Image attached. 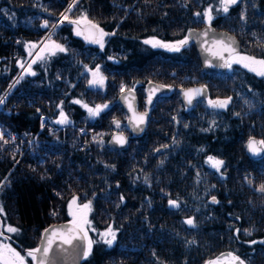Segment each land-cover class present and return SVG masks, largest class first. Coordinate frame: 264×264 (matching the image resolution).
<instances>
[{
  "label": "trees",
  "instance_id": "trees-1",
  "mask_svg": "<svg viewBox=\"0 0 264 264\" xmlns=\"http://www.w3.org/2000/svg\"><path fill=\"white\" fill-rule=\"evenodd\" d=\"M210 1L0 0V97L21 71L20 64H26L18 87L0 110L3 128L10 130L9 133H27L44 141L54 139L56 134L66 142L62 145L64 149L54 154L57 157L62 154L63 162L80 178L77 181L82 183V189L87 184L96 226L112 227L116 231L113 246L97 241L81 264H209L232 256L240 257L244 264H264V213L252 208H259L261 199L247 187L242 176L245 169L264 161V156L251 159L246 149L250 137L264 140V76L233 63L224 73L203 71L187 33L190 28L203 26L196 22L199 17L196 13L203 16ZM119 3L134 6L128 10L119 7ZM73 4L74 17L86 16L109 33L103 48L86 43L75 33L74 24L61 22ZM258 6L261 9L252 13L255 21L252 29L257 33L264 30V0H258ZM238 14L239 6L227 13L222 11L213 17L211 24L229 31V17ZM45 22L48 27L43 26ZM43 38L46 40L41 48L45 44L51 47L50 42L54 41L65 51L56 50L52 55L43 50L44 59L31 65L36 73L31 75L26 68L36 55L31 57L30 46ZM186 38L187 46H179V51L145 43L158 39L176 46ZM259 55L264 60V53ZM194 64L197 76L208 81L205 85L209 97L187 109L175 86L174 74H184ZM97 68L114 81L151 75L152 80L171 89L149 109L143 133L135 137L130 131L125 132L129 136L128 146L123 150L111 148L113 155L108 161L96 155L91 146L75 142L80 138L78 127L87 123V112L73 101L86 100L84 86L91 78L90 71ZM141 82L136 90L138 108L146 111L147 82ZM118 95H112L110 108L89 126L94 127L109 114L127 116ZM223 100H229L227 110L209 103ZM61 109L77 128L56 123ZM199 114L224 124L200 133ZM176 119L180 124L176 125ZM174 137L179 145L157 167L163 157H157L155 150L168 146ZM73 142L79 144L78 149L71 146ZM14 147L0 146V231L6 226L17 228L15 233H4L10 237L6 242L26 256L28 250L39 247L45 230L72 220L63 196L66 177L51 161H46L51 167L45 173L29 168L34 163L23 155L27 152L25 145H21V151ZM131 152L137 156L131 159ZM209 156L224 161L219 171L210 165ZM140 168H150L148 182ZM197 171L207 175L209 172L210 181L217 186L210 196L207 194L209 199L203 209L196 207ZM214 194L218 203L211 201ZM170 200L177 201L179 207L170 206ZM248 212H253V222L248 220ZM188 218L194 219L195 227L184 223ZM132 247L136 249L131 250ZM223 252L231 256L219 258ZM26 259L28 264H35L30 257Z\"/></svg>",
  "mask_w": 264,
  "mask_h": 264
},
{
  "label": "rangeland",
  "instance_id": "rangeland-1",
  "mask_svg": "<svg viewBox=\"0 0 264 264\" xmlns=\"http://www.w3.org/2000/svg\"><path fill=\"white\" fill-rule=\"evenodd\" d=\"M72 1H75V0H72ZM118 6L125 7L126 9L131 10L133 9L134 5L123 6L122 3H119ZM209 8L213 10L212 17L222 13V10H220V1H217V0L210 1L208 3L207 10ZM260 9L261 7L258 6V0H242L241 4L239 5V14L235 16V18L229 17V31H231L234 34H237L238 38H240L242 41V48H245V52H241L231 58L232 63L235 66L243 67L249 70V68L244 67L243 63L235 62L237 56H248V57H254L257 60H263L262 58H260L261 56L259 55V53H264V30L262 29L261 32L257 33L253 31L252 29L255 23V21L253 20L252 13L253 11L255 10L257 11ZM71 12H72V9L70 12L67 13L69 16V19H72L71 17L76 18L74 17L73 14H71ZM79 18H76V19H79ZM87 21H91L92 23L99 25L98 23H96L95 21L91 19L87 18ZM87 21L82 22L79 25V30L81 31L80 37H82L86 43L88 42L85 40L83 36L82 29H83V26L87 24ZM65 22L69 23L68 20H66ZM196 22L199 24L202 23L203 25H205L206 23H211L208 21L207 17L204 15L196 17ZM99 27L102 28L100 25ZM74 31L75 33H77V25L75 24H74ZM107 36L103 37V44ZM48 39H52V38H48ZM45 40L46 38L45 39L43 38L41 41H39L36 44L37 47L33 48L31 57H34L35 55L37 56L38 54L43 53L42 50L44 47L43 48L41 47ZM149 41H154V42L158 41L161 44H165V43H162L158 39H151ZM150 44L153 45L152 43ZM95 45H99V44L96 43ZM181 46L184 47V46H187V44H184ZM156 47L164 48L159 45H157ZM24 65L26 67V64ZM253 67H256L257 71L264 70L259 65H253ZM24 69L25 68H22L21 71L11 80L7 91L2 95V97H4V103L0 104V110L5 104L8 96L16 89V87H18L19 82L22 78L21 73L23 72ZM196 69H197V65L194 64L184 74H179V73L174 74L175 75L174 83L177 89H179L180 87H188V86L196 85V84H208L207 80H202L201 78L197 76ZM93 72L94 71H90L91 78L89 82L86 83V86H84V87H87L86 89L87 93L85 94L86 100H83V101L80 99L75 100V101H80V103H77V104H79L81 108H83L87 112V117H86L87 123L85 122V124L78 127V134L80 138L79 139L77 138L78 141H75V142L84 143V141H86L85 143L86 146H91L93 148V152H96L95 153L96 155L98 153L101 159L103 160L107 159L108 161L109 160L108 158L111 157V154H112L111 148H109L110 150L106 149V146L108 147L107 143H108L109 137L112 133L116 131L129 132V129L127 127V116L123 117L122 115V117H117V116L113 117V115L110 116L109 114L107 119H105L104 121L101 120L100 122L96 123L94 127L89 126V125L91 123H94V121H96L97 119L100 120L101 113L105 112L108 108H110L111 99L113 98L114 95H118L119 93H121V91L130 89V88L137 90V86H139V84L142 83L141 80L144 82L154 81V80H152L151 75H149L148 77L145 76L142 78L130 76L129 81H127V79L121 80V81H114V80H111L109 76L104 75V73L100 71L98 75H102L105 78L103 85L100 86V85H93L90 83L93 79V75H92ZM253 72L257 73L256 71H253ZM122 87H123V90H122ZM106 95H108L107 98H105ZM99 96H101L102 98L99 99ZM94 97L96 98V101ZM85 104L88 106V108H95L96 106H104V105H107V107H102V110L99 112V114L93 116V115H90L88 112V109L83 106ZM229 104L230 103H228L226 107H222V108L217 107V109L227 110ZM68 121L69 122L66 124L67 125L71 124V126H69L71 129L77 128V126L70 119ZM117 121L119 122V127L116 126ZM175 121H176V125L180 124L179 120L176 119ZM198 122H199L198 132L200 133H208L210 131L218 129L219 127L222 126V124H224V123H221V121L216 120L214 118H205V115L203 114H199ZM82 128H84L83 131L85 135L81 134L80 130ZM52 131L53 130H51L50 133H52ZM9 132L10 130L3 128V124L0 122V133H3L4 140L8 141L7 143H4L3 140H0V146L2 147V149H6L7 146L9 148L10 147L12 148V146H15L14 147L15 150H17L18 148L19 151H21V145H25L24 149L27 150V152L25 153L24 151L23 155L26 154L27 157H29L28 159H33L32 163H34V164L29 165L28 166L29 168L38 170L40 172L42 171L41 173H45L47 170H49L47 167H51V165H48L46 161H51L49 163H54L55 168L57 170H60L62 175L66 177L65 181H63V183L65 184V187H63V191H64L63 196L66 197L65 205H66V211H67L69 220L73 221V217L72 215H70V212H69V202L74 197H76L78 198L77 204L80 205V204H84L88 202L91 203V199L87 193V188H86L87 184H85L82 189L81 188L82 183L79 182L80 180L77 181L78 177H76L72 167L68 166L65 162H63L65 158L62 156V154L59 155V157H57L54 154V153L59 154L60 153L59 151L61 149H64L62 145H64L66 142L58 139L56 134H53L54 139L49 140V141H44L38 138L37 136H30L27 133H22L21 135H17L16 133H9ZM77 143L73 142L71 144L72 147L74 148L76 147L75 150L79 148V147L77 148V146L79 145ZM178 145H179V140L176 137H174L172 138V141L170 142L168 146H166L165 148L159 149V151H157V149L155 150L154 153L155 155H157V157L159 158L163 157L159 161L157 167H161L165 163L169 155L175 152ZM129 155L131 159L137 156V154L134 152L129 153ZM99 157L97 158L99 159ZM64 164H66L67 166H65ZM138 166L139 165H136V167ZM42 167H43V170H42ZM149 169L150 168H140L139 170V172L144 175V180L146 182L149 181V177H150V175L148 174ZM208 175H209V172H208ZM208 175L205 172H199V171H197L195 175L194 183H195L196 192H197V195H195V197L197 200H199V203L197 202V205H196L197 209H203V207L206 205V201L209 199L207 194H209L210 196L211 192L217 189V186L210 181V177ZM242 176H243V182L247 185V187H249L252 191L257 193L261 199V201L259 202L261 206L259 208H255L254 206H252V208L259 209L261 213H264V193L258 190L260 185H264V161H260L257 165H255L251 169H245ZM249 181H251V183H249ZM213 196H216V194H214ZM76 207H77L76 205H73L72 210L75 211ZM86 211H87V219L90 221V227L88 228V236L94 241L93 244H95L97 243V241H102L100 238V234L106 231L109 227L98 228L96 226L92 218L93 217L92 216V211H93L92 206L90 207V210H86ZM251 215H253V212H248L246 214L248 220L250 222H253V218L251 217ZM251 226L252 224L250 223V227L248 228V230L251 228ZM249 233H251V231H249ZM0 240H3L4 243H7L6 240L3 239V237H0ZM116 240H117V235H116ZM116 240L113 242L111 246L115 244ZM106 246L111 247L107 244ZM130 249L134 250L136 248L132 247ZM227 261L233 262L232 258L230 257V258H225L223 261H219V264H227L228 263Z\"/></svg>",
  "mask_w": 264,
  "mask_h": 264
},
{
  "label": "snow or ice",
  "instance_id": "snow-or-ice-1",
  "mask_svg": "<svg viewBox=\"0 0 264 264\" xmlns=\"http://www.w3.org/2000/svg\"><path fill=\"white\" fill-rule=\"evenodd\" d=\"M78 2V0H77ZM239 2V0H220V10L223 12L227 13L229 11V7L232 5H235ZM75 5H70L69 8L66 10L65 14L61 18V22L63 20H68L69 23L77 25V35L81 34V31L79 30V25L82 22L87 21L86 16H82L79 19L71 20L69 19L68 12L71 11L72 7ZM212 9L209 8L206 12L203 13L204 16L207 17L208 21L211 22L212 20ZM197 16L202 15L201 13L197 12ZM87 23L90 25L89 28V35L85 36L86 39H90V42L92 43H97L100 45L101 48L104 47L103 44V37L109 35V33L105 32L102 28L99 27V25L92 23L91 21H87ZM44 27H48L47 22L43 25ZM55 27V25H53ZM112 35H115V33H112ZM193 35L192 33H189V36ZM204 35H207V32L204 33ZM51 47H49L48 44L44 45L43 50H47L50 52L52 55H55L56 50H59L61 52L65 51V49L59 45L56 44L54 41L50 42ZM145 43H152L153 46H161V47H166L170 48L171 50L174 51H179V46L187 44L188 40L183 39L179 42H177L176 46H170L166 44H161L160 42H154V41H149L146 40ZM216 43V42H214ZM221 44L223 43L222 41L220 42ZM30 47L35 48L37 45H31ZM42 50V52H43ZM229 53L233 51L232 49H227ZM31 54V53H30ZM39 59H44V56L42 54H38L36 56V59L32 60L26 68V71L30 73L31 75H36L35 72L32 71L31 65L36 62V60ZM221 59H223V56H221ZM235 62L237 63H243L244 67L249 68L251 71H256L257 75H262L264 76V70L262 71H257L256 67H253V65H259L262 69H264V60H257L254 57H248V56H237ZM232 61L226 60L224 67H231ZM21 68H25L24 63L20 64ZM100 72V69L97 68L93 73V79L90 82L93 85H103L104 82V77L102 75H98ZM123 90V87H122ZM200 90L198 89H193V90H188L187 92L184 93L185 97L188 100V103L191 104L192 102V97L194 93H199ZM74 103H80V101H73ZM4 103V97H0V104ZM149 103H151V99L149 98ZM212 107L217 108V107H226V105L229 103V100H223V101H209ZM85 108L88 109V112L90 115H98L99 112L102 110V107H107V105L104 106H96L95 108H88V106L85 104L83 105ZM131 107V105H129ZM147 113L144 114H134V120L136 122V126L139 127L140 124H143L145 122V117ZM68 119L65 116L63 110L61 109L60 111V119L56 121L58 124H65L68 123ZM116 126L119 127V122H116ZM14 139V138H13ZM0 140H3L4 143H7V140H4V134L0 133ZM118 143L123 144L125 142L124 138L122 136L116 138ZM248 150L250 152L256 153L259 151L264 150V140L261 141H256L255 139H250L248 142ZM159 151V149H157ZM208 162L210 165L214 168L217 169V171L220 170V168L223 166L224 161L223 160H218L215 159L214 157L209 156L208 157ZM251 183V181H249ZM260 192L264 193V185H260L259 189ZM77 199L74 197L70 202H69V212L70 215L73 217L72 221V226L67 228V229H48L45 230L44 237L45 239L41 241V246L37 247L32 250H28L25 255H21L20 251H17L15 248L11 247L9 244L4 243L3 240H0V264H27V259L26 257H30L33 261L36 262V264H54V261L50 258V253L53 252V244L56 240H59L60 243L57 245V247H62L63 245H72L73 240L79 239L80 241H86V247L84 248L83 252L81 253L82 258H87L91 252H92V245L94 241L88 236V228L90 227V221L87 219V211L90 210L91 203H84V204H77ZM121 200H123V197H121ZM212 203H218L216 200V197H212ZM170 206L172 207H179V203L177 201L170 200L169 201ZM76 205V210H72V206ZM187 225L191 227H195V221L193 218H188L184 221ZM94 230V229H93ZM18 229L13 227V226H6L4 227L3 231H0V237H3L4 240L10 239V237H6L4 235L5 232L8 233H15L17 232ZM239 231V230H237ZM250 234V233H249ZM101 240L111 246L113 242L116 240V232L109 227L106 231L100 234ZM264 243V242H262ZM79 247V246H78ZM54 255V253H53ZM231 256V254H229ZM233 261L238 262V264H244V261L240 259L238 256H232L231 257ZM209 264H219V261H209Z\"/></svg>",
  "mask_w": 264,
  "mask_h": 264
},
{
  "label": "water",
  "instance_id": "water-1",
  "mask_svg": "<svg viewBox=\"0 0 264 264\" xmlns=\"http://www.w3.org/2000/svg\"><path fill=\"white\" fill-rule=\"evenodd\" d=\"M242 0L235 5L229 7V9H233L238 7L241 4ZM89 28L90 25L87 23L83 26L82 33L85 36L89 35ZM207 32V35L204 33ZM189 33L193 35L189 36ZM188 38L194 44L196 53L198 55L200 64L202 66L203 71L207 73H224L228 70L229 67H224L226 60H230L233 56L241 53L242 51V42L241 40L233 33L223 29H217L213 24L206 23L205 25L199 28H190L187 33ZM85 40L89 43L90 39ZM223 42L222 44L220 42ZM216 42V43H214ZM227 49H232L233 51L231 54ZM223 56V59H221ZM198 89L200 90L199 93H194L192 97L191 104L188 103L187 98L185 97L184 93L188 90ZM146 106L148 110L142 111L138 108V96L135 89H127L122 91L118 95V101L122 105L123 109L127 114V127L131 133V135L137 137L140 136L145 127L147 120L150 116L149 109H151L154 105L156 100L162 96L166 95L170 92V87L164 83L156 82V81H148L146 83ZM180 93V99L183 106L187 109L193 107L197 101L207 99L209 97V89L205 84H196L191 85L188 87H180L178 89ZM149 98L151 99V103H149ZM131 105V107H129ZM147 113L145 117V122L140 124L139 127L136 126V122L134 120V114H144ZM122 136L125 140L123 144L118 143L116 138ZM250 139H255L259 141L256 137H250L246 142V149L248 156L251 159H260L264 156V150L253 153L248 150V142ZM129 143V136L127 133L123 131H116L112 133L108 140V147L116 150H123L128 146ZM212 201V200H211ZM235 218V216H232ZM72 226V223L66 222L62 224H56L51 226L48 229H67ZM47 229V230H48ZM45 233V232H44ZM44 234L42 240H44ZM41 240V241H42ZM60 243L59 240H56L53 244V252L50 253V258L54 261V264H81L83 258L81 253L83 252L84 248L86 247V241H80L79 239L73 240L72 245H63L62 247H57ZM41 246V242L39 247ZM79 246V247H78ZM54 253V255H53ZM229 252H223L219 255V258L228 255ZM36 264V262H35Z\"/></svg>",
  "mask_w": 264,
  "mask_h": 264
},
{
  "label": "built area",
  "instance_id": "built-area-1",
  "mask_svg": "<svg viewBox=\"0 0 264 264\" xmlns=\"http://www.w3.org/2000/svg\"><path fill=\"white\" fill-rule=\"evenodd\" d=\"M47 35H48V34H47ZM83 129H84V128H82L80 131H81V134H82V135H85ZM85 143H86V141H84V143L81 142L80 146L85 145Z\"/></svg>",
  "mask_w": 264,
  "mask_h": 264
},
{
  "label": "flooded vegetation",
  "instance_id": "flooded-vegetation-1",
  "mask_svg": "<svg viewBox=\"0 0 264 264\" xmlns=\"http://www.w3.org/2000/svg\"><path fill=\"white\" fill-rule=\"evenodd\" d=\"M195 28H199V27H195Z\"/></svg>",
  "mask_w": 264,
  "mask_h": 264
}]
</instances>
